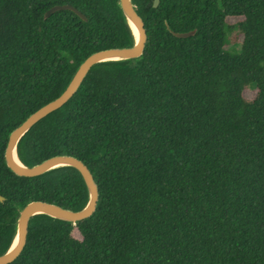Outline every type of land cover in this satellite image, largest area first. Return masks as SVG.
<instances>
[{"label": "trees", "instance_id": "trees-1", "mask_svg": "<svg viewBox=\"0 0 264 264\" xmlns=\"http://www.w3.org/2000/svg\"><path fill=\"white\" fill-rule=\"evenodd\" d=\"M130 1L142 55L92 66L16 145L26 167L57 155L83 162L95 211L77 222L34 215L10 264H264V0ZM57 5L86 21L71 10L44 19ZM231 33L240 41L229 47ZM134 43L119 0H0V255L26 204L80 211L89 201L73 167L14 174L10 133L89 55Z\"/></svg>", "mask_w": 264, "mask_h": 264}, {"label": "water", "instance_id": "water-1", "mask_svg": "<svg viewBox=\"0 0 264 264\" xmlns=\"http://www.w3.org/2000/svg\"><path fill=\"white\" fill-rule=\"evenodd\" d=\"M160 0H153V7L156 8L159 5ZM120 7L124 16L126 17L128 24L133 32L132 26L136 29L138 38L132 47L125 48H109L105 50L97 51L89 55L78 67L70 83L63 91V93L53 101L45 104L33 114H31L20 126L15 128L9 135L8 142L6 145L4 159L7 167L17 176L22 177H36L44 174L45 172L54 168L62 166H70L75 168L82 176L84 183L87 187L89 201L85 208L80 211H71L64 209L60 206L50 204L42 201H32L26 204L19 213L16 223V234L13 243L9 250L0 255V264H10L13 262L21 253L27 236V229L29 220L31 217L37 214H45L55 219L77 222L90 217L95 211L97 200H98V189L94 182L89 169L80 160L68 156V155H57L50 157L43 162L34 165L32 167L24 166L19 160L18 164L14 162V155H16V145L20 138L39 120L46 117L48 114L62 107L78 90L83 79L89 72L92 66L97 63L109 61V60H127L136 59L140 57L144 50V44L146 40V31L144 23L141 17L137 14L130 0H119ZM60 10H71L78 15L82 20L86 21V18L74 7L70 5H57L50 8L45 14L44 19L50 16L52 13ZM174 36L178 38H186L192 36L195 31L186 33H175ZM18 159V158H17ZM4 199L0 196V202ZM16 244L12 248L14 242Z\"/></svg>", "mask_w": 264, "mask_h": 264}, {"label": "rangeland", "instance_id": "rangeland-1", "mask_svg": "<svg viewBox=\"0 0 264 264\" xmlns=\"http://www.w3.org/2000/svg\"><path fill=\"white\" fill-rule=\"evenodd\" d=\"M239 18H229L227 19V22L228 23H235L236 21H238ZM240 41V36H238L237 33H231L229 35V42H230V46H235V43H239ZM255 95V91L253 89H249V90H246L245 93H244V96L245 98L247 99H252ZM76 237H78V234H74Z\"/></svg>", "mask_w": 264, "mask_h": 264}, {"label": "bare ground", "instance_id": "bare-ground-1", "mask_svg": "<svg viewBox=\"0 0 264 264\" xmlns=\"http://www.w3.org/2000/svg\"><path fill=\"white\" fill-rule=\"evenodd\" d=\"M132 29H133V32H134L135 37H136V39H137V38H138L137 31H136V29H135L133 26H132ZM13 159H14V162H15V163H17V164L19 163V162H18V159H17V157H16V155H14ZM15 244H16V241L14 242L12 248H14Z\"/></svg>", "mask_w": 264, "mask_h": 264}]
</instances>
